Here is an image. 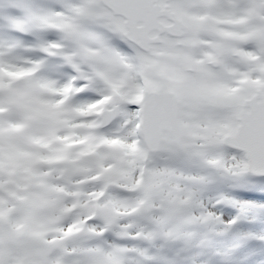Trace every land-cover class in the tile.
Returning a JSON list of instances; mask_svg holds the SVG:
<instances>
[{
	"label": "snow or ice",
	"instance_id": "1",
	"mask_svg": "<svg viewBox=\"0 0 264 264\" xmlns=\"http://www.w3.org/2000/svg\"><path fill=\"white\" fill-rule=\"evenodd\" d=\"M0 264H264V0H0Z\"/></svg>",
	"mask_w": 264,
	"mask_h": 264
}]
</instances>
